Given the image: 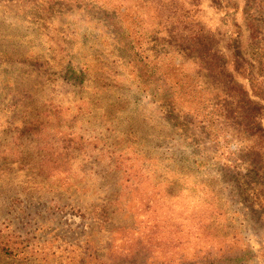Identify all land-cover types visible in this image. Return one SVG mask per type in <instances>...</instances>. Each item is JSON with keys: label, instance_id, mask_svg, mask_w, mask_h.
Here are the masks:
<instances>
[{"label": "rangeland", "instance_id": "1", "mask_svg": "<svg viewBox=\"0 0 264 264\" xmlns=\"http://www.w3.org/2000/svg\"><path fill=\"white\" fill-rule=\"evenodd\" d=\"M112 1L0 0V264H264V177L167 99L120 20L140 0ZM245 7L202 0L197 19L236 32Z\"/></svg>", "mask_w": 264, "mask_h": 264}, {"label": "trees", "instance_id": "2", "mask_svg": "<svg viewBox=\"0 0 264 264\" xmlns=\"http://www.w3.org/2000/svg\"><path fill=\"white\" fill-rule=\"evenodd\" d=\"M98 1V0H91ZM226 1V0H225ZM106 10L117 5L102 0ZM202 0H140L130 12L121 14L127 20V35L134 53H146L155 61L167 99L185 108L195 122H201L214 137L229 136L236 144L237 174L252 180L264 177V0H245L259 6L239 31L222 34L198 20ZM176 20L168 36L162 34L166 24L161 13ZM171 18V19H170ZM160 19V20H158ZM130 20V21H128ZM151 21V22H150ZM121 22L119 28H121ZM121 32V31H120ZM166 55H152L149 49ZM167 60L163 58L167 57ZM236 133V135L233 134ZM229 142V141H228ZM229 147V146H228ZM237 151V152H236ZM242 155V157L239 156ZM242 171H246L242 172ZM253 181V180H252ZM208 207H210L208 205ZM175 242L186 243L184 232H175ZM214 254V249H210ZM225 261L245 259L250 253L228 248L217 249ZM229 252V253H228ZM201 255V251L195 257ZM187 259L180 258L178 264Z\"/></svg>", "mask_w": 264, "mask_h": 264}]
</instances>
